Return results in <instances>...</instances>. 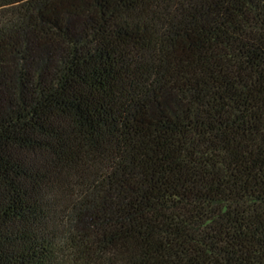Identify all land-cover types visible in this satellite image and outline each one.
Returning <instances> with one entry per match:
<instances>
[{
    "label": "trees",
    "instance_id": "16d2710c",
    "mask_svg": "<svg viewBox=\"0 0 264 264\" xmlns=\"http://www.w3.org/2000/svg\"><path fill=\"white\" fill-rule=\"evenodd\" d=\"M0 264H264V0H0Z\"/></svg>",
    "mask_w": 264,
    "mask_h": 264
}]
</instances>
